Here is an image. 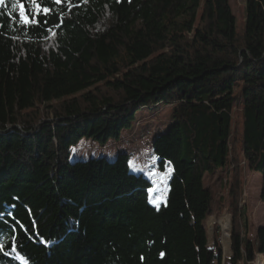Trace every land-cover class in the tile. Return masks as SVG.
Wrapping results in <instances>:
<instances>
[{"label": "trees", "instance_id": "1", "mask_svg": "<svg viewBox=\"0 0 264 264\" xmlns=\"http://www.w3.org/2000/svg\"><path fill=\"white\" fill-rule=\"evenodd\" d=\"M245 1L238 32L230 0H37L50 12L33 24L4 0L0 264L264 257V227L249 241L240 208L245 165L261 175L264 203V0ZM161 104L174 106L153 141L159 168L172 171L162 206L150 201L153 182L131 173L127 153L69 161L81 140H118L138 111ZM218 172L231 176L227 259L207 229L215 196L206 177Z\"/></svg>", "mask_w": 264, "mask_h": 264}, {"label": "rangeland", "instance_id": "2", "mask_svg": "<svg viewBox=\"0 0 264 264\" xmlns=\"http://www.w3.org/2000/svg\"><path fill=\"white\" fill-rule=\"evenodd\" d=\"M230 4L236 18V29L238 32H242L245 28L246 1L230 0ZM173 107L161 104L141 109L137 112L132 127L124 130L118 140L110 139L105 144L92 139L81 140L78 145L71 148L69 161H86L92 158H105L112 161L119 154L127 153L130 156L131 173L144 175L153 182L150 201L155 207L162 206L166 203L167 184L172 171L168 166L164 170L159 168V159L154 153L153 141L157 136L165 133L172 124ZM238 121V118L235 119L236 125ZM242 165H245L244 161H242ZM230 182L231 176L222 172L206 177V183L215 196L214 211L207 222L209 244L210 247H218L222 251L224 259L232 257L234 224L229 206ZM261 183V175L250 172L245 165L242 174L240 208L245 210L246 229L243 232L252 243L255 241L257 230L264 227V203L260 198ZM217 226L220 227L219 237L216 236ZM250 264H264V257L258 255L254 263Z\"/></svg>", "mask_w": 264, "mask_h": 264}, {"label": "snow or ice", "instance_id": "3", "mask_svg": "<svg viewBox=\"0 0 264 264\" xmlns=\"http://www.w3.org/2000/svg\"><path fill=\"white\" fill-rule=\"evenodd\" d=\"M62 2L63 0H55L56 4H61ZM25 3L28 4L29 7L28 12L25 11L24 8ZM3 4H4V0H0V5ZM17 5L19 6L18 16L24 24L38 23L36 16H38L41 13L46 15L50 12V9L47 7L41 8L40 4L37 3V0H23V2L22 0H13V4H12L13 9H16ZM33 8H35L34 13L31 11V9ZM2 248H3V242H0V249Z\"/></svg>", "mask_w": 264, "mask_h": 264}]
</instances>
